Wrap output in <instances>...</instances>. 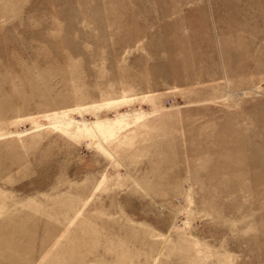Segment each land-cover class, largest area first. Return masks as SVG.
<instances>
[{
    "label": "rangeland",
    "instance_id": "374dc122",
    "mask_svg": "<svg viewBox=\"0 0 264 264\" xmlns=\"http://www.w3.org/2000/svg\"><path fill=\"white\" fill-rule=\"evenodd\" d=\"M0 264H264V0H0Z\"/></svg>",
    "mask_w": 264,
    "mask_h": 264
},
{
    "label": "bare ground",
    "instance_id": "6f19581e",
    "mask_svg": "<svg viewBox=\"0 0 264 264\" xmlns=\"http://www.w3.org/2000/svg\"><path fill=\"white\" fill-rule=\"evenodd\" d=\"M122 102H124V100L107 102L99 107L119 105ZM72 112L73 111L69 110L52 113L44 115L43 118L47 120V124L49 126L72 139H79L82 137L87 138L89 145L104 154H107L105 144L109 140L116 139V137L129 126V121L139 122V120L143 117L142 113H126L118 114L112 119L95 118L94 120L87 122L84 120L76 121L72 116ZM30 121L32 125H34V128L39 127L36 119H30Z\"/></svg>",
    "mask_w": 264,
    "mask_h": 264
}]
</instances>
